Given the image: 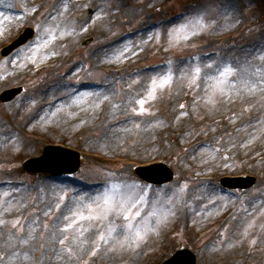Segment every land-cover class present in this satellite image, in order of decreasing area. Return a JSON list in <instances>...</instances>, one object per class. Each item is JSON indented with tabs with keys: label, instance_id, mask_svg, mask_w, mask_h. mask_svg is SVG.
<instances>
[{
	"label": "rangeland",
	"instance_id": "obj_1",
	"mask_svg": "<svg viewBox=\"0 0 264 264\" xmlns=\"http://www.w3.org/2000/svg\"><path fill=\"white\" fill-rule=\"evenodd\" d=\"M55 1L0 0V50L24 28L35 32L0 56V93L23 87L13 101H0V264H96L100 257L107 264H159L182 248L197 264H264V0L86 1L70 9L79 31L65 58L28 67L32 44L52 31ZM98 12L113 20L93 31ZM197 14L207 30L171 42V30ZM247 58L256 59L254 71H245ZM225 64L234 71L219 77ZM169 70L171 82L153 98L151 80L159 83ZM230 87L237 92L226 94ZM76 91L100 93L94 115L81 123L70 121ZM105 96L112 107L100 105ZM43 106L52 109L29 119ZM50 144L80 153L76 173L55 179L23 171ZM151 163L166 164L173 179L161 186L141 180L137 167ZM245 175L256 178L250 189L219 184ZM186 203L195 206L184 213ZM70 210L88 218L73 217L61 233ZM136 232L144 239L130 246ZM113 233L120 237L106 249L99 236ZM125 236L131 240L121 246Z\"/></svg>",
	"mask_w": 264,
	"mask_h": 264
},
{
	"label": "bare ground",
	"instance_id": "obj_2",
	"mask_svg": "<svg viewBox=\"0 0 264 264\" xmlns=\"http://www.w3.org/2000/svg\"><path fill=\"white\" fill-rule=\"evenodd\" d=\"M86 1L91 0H56L50 10L49 18L51 17L52 20H54V26L52 28V31L47 34L45 37H39L36 41V43L32 44V51L29 52L28 57L26 58L27 66L33 67V66H44L50 63H57L59 61H62L65 58V54L67 51L70 50V48L73 47L74 42L78 36V27H76V24L74 23L73 19L69 16L70 9L72 6H78L81 4L86 3ZM100 5L99 2L97 4ZM119 8V6H118ZM97 15L93 19V31H99V28L107 27V24H109L113 20V16H105V15ZM66 16V17H65ZM101 32V31H100ZM116 40V39H115ZM117 41V40H116ZM256 59L247 58L246 61H244V67L245 71H254L256 69ZM36 62H39L38 64H35ZM35 64V65H34ZM250 85H246V87H249ZM238 88L236 87H230L227 89L226 94H234L237 92ZM98 96H100V93H93L91 91L87 92H80L76 91L74 94L73 99V106L70 108V111L73 115V118L70 121H73V123H81L84 119H90L95 113V108L97 107L98 102ZM106 97V96H105ZM102 97V101L100 105L102 108H109L113 106L112 100L107 97ZM52 107L49 106H43L40 110L33 112L29 119H33L37 116L38 113H42L44 111L49 112ZM49 117H45V121H48ZM57 120V119H55ZM44 121V120H43ZM39 122V123H43ZM36 123L35 124H39ZM57 124L60 125L63 124V121H56ZM0 136L3 138L5 136V133L0 131ZM262 150H264V147H262ZM76 197H79L81 193L79 192L80 189L76 190ZM190 203V202H189ZM189 203L183 204L184 207V213L187 212V207L189 206H195V203L190 205ZM202 216L205 217V214H202ZM119 234L113 233L112 237H108V243H102L105 248H111L116 242L117 238H119ZM88 238V235L84 234L81 238H79L77 246L73 247L74 253H77V251H80L82 248V243ZM125 238L122 239V241ZM129 240H131L129 238ZM76 250V251H75ZM103 257V256H102ZM105 257V256H104ZM137 258V255H134V258L130 261L131 263L135 262ZM107 261L105 259H102L101 257L97 260L96 264H107ZM213 262H216V259H213Z\"/></svg>",
	"mask_w": 264,
	"mask_h": 264
},
{
	"label": "water",
	"instance_id": "obj_3",
	"mask_svg": "<svg viewBox=\"0 0 264 264\" xmlns=\"http://www.w3.org/2000/svg\"><path fill=\"white\" fill-rule=\"evenodd\" d=\"M32 30H25V32L12 44L6 47L2 54L6 55L18 46L25 43L31 38ZM19 89L11 90L3 93L0 96V100H11L16 94L19 93ZM79 155L77 152L58 147L48 146L44 149V153L40 158L30 159L24 164V169L30 172H48L51 174H63L72 173L78 169ZM144 172L140 175L150 182L164 183L172 179V172L164 165L157 164L145 168ZM254 178H225L222 183L225 186L231 188H247L253 185ZM163 264H196L194 255L188 250L178 251L170 260Z\"/></svg>",
	"mask_w": 264,
	"mask_h": 264
},
{
	"label": "snow or ice",
	"instance_id": "obj_4",
	"mask_svg": "<svg viewBox=\"0 0 264 264\" xmlns=\"http://www.w3.org/2000/svg\"><path fill=\"white\" fill-rule=\"evenodd\" d=\"M193 20H195V23H193ZM191 27V31H188V29ZM209 27V25H207L206 23H204V14H197L195 17H191V18H186L185 21L181 24H179L178 26L174 27L171 32L169 33L170 37L172 38L171 42L175 43V42H180V41H187L190 40L192 37H195L199 34H201L202 32L206 31L207 28ZM86 30V27L83 29ZM128 49L125 48L123 51H121V55H123L124 51H127ZM262 59H264V57H262ZM210 67V65H209ZM234 71V69L232 68V66L230 64H225L222 66V68H218L217 72L219 74V77H225L227 75H229L230 73H232ZM194 72L197 74V77L199 76V74L201 73V68L199 66H196L194 68ZM209 80H213V79H217V77L209 75L208 76ZM172 80V73L171 70L168 71V73H166L163 77L159 78V83L157 81L156 78H153L151 80V84H152V89L149 91V95L153 96L154 98V93L157 87H164L165 85H168ZM193 83H195V78L193 79ZM251 91V89H250ZM105 99H107V97H105ZM209 102L211 103H215V101L213 100L212 97L208 98ZM141 105L140 108V112L145 111L143 109V104H144V100H140L138 101ZM133 111H136V109H133ZM137 127H139V125H136ZM251 142V141H250ZM249 142V143H250ZM215 151H219V149H215ZM101 197H97L96 199H100ZM105 198H106V194H105ZM92 203H96V200H93ZM89 207H91V205H88ZM57 208L60 207L59 204H57L56 206ZM5 211H7V209H5ZM47 214V213H46ZM137 215H139V213H137ZM73 217L78 218L79 220H84L87 219L88 217H85L84 215H82L79 211H71L70 210V214L69 215H63L62 214V218L64 221H66L67 223L64 224L63 228L60 230L61 233L63 232H67L69 229H71L73 227V225L76 223V219H73ZM5 223V221L0 220V224ZM60 223V218H57V224ZM68 239V237L65 235L63 239H61L59 241V243L61 245L65 244V241ZM128 236H125V240H128ZM144 239V236L141 235L140 232H136L135 236L133 237L132 240V245L130 246H139V241H142ZM99 240L103 241L105 244L108 243V239L105 237L104 234H101L99 236ZM23 243H27V241H22ZM121 244V246H123V241L119 242ZM253 243H255V241H253ZM99 248V244H97V249ZM67 251L71 252V248H68ZM92 254H95V251H93Z\"/></svg>",
	"mask_w": 264,
	"mask_h": 264
}]
</instances>
